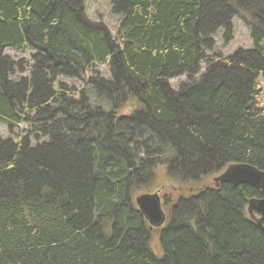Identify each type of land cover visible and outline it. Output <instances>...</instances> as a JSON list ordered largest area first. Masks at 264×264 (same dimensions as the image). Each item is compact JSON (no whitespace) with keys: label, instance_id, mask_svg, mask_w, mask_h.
<instances>
[{"label":"trees","instance_id":"1","mask_svg":"<svg viewBox=\"0 0 264 264\" xmlns=\"http://www.w3.org/2000/svg\"><path fill=\"white\" fill-rule=\"evenodd\" d=\"M111 11L115 37L84 0H0V122L32 125L0 135V264H264V219L248 210L260 188H158L159 227L134 198L158 165L181 184L235 164L264 172V0H111ZM235 17L252 46L223 55L215 36L233 40ZM7 48L33 50L32 63ZM60 76L85 85L56 87Z\"/></svg>","mask_w":264,"mask_h":264},{"label":"rangeland","instance_id":"2","mask_svg":"<svg viewBox=\"0 0 264 264\" xmlns=\"http://www.w3.org/2000/svg\"><path fill=\"white\" fill-rule=\"evenodd\" d=\"M86 12L87 15L95 21H103L110 29L112 36H116L117 27L119 23L120 16L114 15L111 11V0H84ZM233 27H234V37L233 40H231L229 43H225L223 39L224 31H220L216 34V47L215 51L221 52L223 55H229L233 52H235L239 48H251L252 46V40L250 35V29L248 25L240 18L235 17L233 21ZM7 54H9L12 58L15 60H24V63L31 62V54H33V50L31 49H12L7 48L5 51ZM32 63V62H31ZM30 63V64H31ZM97 68L101 71V73L105 77H110V70L109 66L106 64H100L97 66ZM206 69V65L203 63L201 66V71L196 74L194 77L198 78ZM28 71L25 73H17L15 75V78L17 76L22 77L24 75H28ZM189 78L187 75H181L179 77H175L170 79L169 83L172 85V87L177 90L179 88V85L181 82L187 81ZM65 82L68 85L76 86L77 88H82L85 84L83 81L77 79V78H66L63 76H60L57 78V82L55 83V86L59 85L58 83ZM258 100L260 104L264 107V78H259V96ZM134 100L129 102L124 109L121 111L123 115H126L130 112V110L134 109ZM32 129V125L26 122H23L20 126L10 128L6 123L0 122V135L2 137H12L15 140L19 136L27 135L29 131ZM31 137L33 135L31 134ZM33 143L35 141H32ZM225 169L215 172L213 174L203 176L199 181L193 182V183H187V184H181L175 181H171V179L167 176L166 171L162 165H158L154 167V178L152 181V184L150 187L146 188L145 190H141L134 194V198L137 196L150 192L153 193L157 191L156 189L162 188V194L165 193L167 190L173 191H180L182 188L183 194L190 195L195 193L198 189L202 188L206 185H212L215 181L214 179L218 177ZM158 192V191H157ZM163 203V202H162ZM164 211L166 213V209L164 208ZM257 217H260L258 213L255 214ZM150 247L154 251V253L158 256H162V248L159 241V234L158 232H153L151 236L150 241Z\"/></svg>","mask_w":264,"mask_h":264},{"label":"water","instance_id":"3","mask_svg":"<svg viewBox=\"0 0 264 264\" xmlns=\"http://www.w3.org/2000/svg\"><path fill=\"white\" fill-rule=\"evenodd\" d=\"M216 183L226 182L232 185L249 184L260 188L264 192V172L247 164L230 165L218 177L214 179ZM141 212L148 218L151 225L155 227L162 226L166 220V213L163 209V203L158 192H146L135 198ZM248 210L252 218H256L260 223L264 219V197L252 198L249 201ZM256 211L260 218L255 217L253 211Z\"/></svg>","mask_w":264,"mask_h":264},{"label":"flooded vegetation","instance_id":"4","mask_svg":"<svg viewBox=\"0 0 264 264\" xmlns=\"http://www.w3.org/2000/svg\"><path fill=\"white\" fill-rule=\"evenodd\" d=\"M161 198L163 197L162 194H160ZM163 199V198H162Z\"/></svg>","mask_w":264,"mask_h":264}]
</instances>
